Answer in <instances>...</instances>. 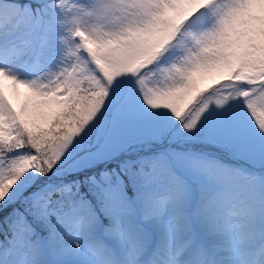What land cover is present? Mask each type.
<instances>
[{
  "label": "snow or ice",
  "instance_id": "6c2138e0",
  "mask_svg": "<svg viewBox=\"0 0 264 264\" xmlns=\"http://www.w3.org/2000/svg\"><path fill=\"white\" fill-rule=\"evenodd\" d=\"M0 264H264V0H0Z\"/></svg>",
  "mask_w": 264,
  "mask_h": 264
}]
</instances>
